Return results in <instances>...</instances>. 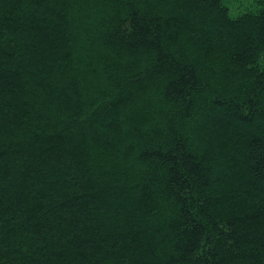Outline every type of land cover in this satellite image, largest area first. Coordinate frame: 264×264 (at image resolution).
<instances>
[{"label": "trees", "instance_id": "16d2710c", "mask_svg": "<svg viewBox=\"0 0 264 264\" xmlns=\"http://www.w3.org/2000/svg\"><path fill=\"white\" fill-rule=\"evenodd\" d=\"M242 1L0 0V264H264Z\"/></svg>", "mask_w": 264, "mask_h": 264}, {"label": "rangeland", "instance_id": "374dc122", "mask_svg": "<svg viewBox=\"0 0 264 264\" xmlns=\"http://www.w3.org/2000/svg\"><path fill=\"white\" fill-rule=\"evenodd\" d=\"M238 4H239V8H238L239 10H243V8L250 6V4L248 3V0H243L241 3H238Z\"/></svg>", "mask_w": 264, "mask_h": 264}]
</instances>
